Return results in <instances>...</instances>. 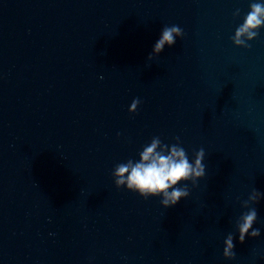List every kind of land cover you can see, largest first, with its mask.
Here are the masks:
<instances>
[{"label": "water", "instance_id": "1", "mask_svg": "<svg viewBox=\"0 0 264 264\" xmlns=\"http://www.w3.org/2000/svg\"><path fill=\"white\" fill-rule=\"evenodd\" d=\"M250 2L0 0V264H264V198L261 235L236 229L237 197L264 192V28L231 40ZM154 136L205 150L168 209L112 177Z\"/></svg>", "mask_w": 264, "mask_h": 264}, {"label": "clouds", "instance_id": "2", "mask_svg": "<svg viewBox=\"0 0 264 264\" xmlns=\"http://www.w3.org/2000/svg\"><path fill=\"white\" fill-rule=\"evenodd\" d=\"M241 10L235 9L233 17H239ZM264 28V2L251 0L249 10L243 16L242 23L235 28L231 37L236 47L250 49L251 41L255 40L260 30ZM184 36V30L179 25H166L161 29L160 36L155 42L147 60L151 61L159 56L165 47H171L177 38ZM141 100L134 98L129 106L130 113H136ZM119 136L120 133H117ZM175 143H164L159 136L152 137L151 141L138 153V160L128 159L126 162L117 163L112 171V177L117 189L125 188L129 192L138 194L147 200L150 197H159L164 209L176 206L181 200L190 196V183L193 188L197 182L206 175L205 150L201 147L195 150L193 157L189 158L186 149L182 146L179 136ZM264 198V192L255 188L249 193L247 199L240 200L241 208L246 209L236 220L239 243L243 244L248 238L261 235L260 229L254 228L258 212L252 205ZM235 244L233 234L229 233L224 240L223 257L235 258Z\"/></svg>", "mask_w": 264, "mask_h": 264}]
</instances>
